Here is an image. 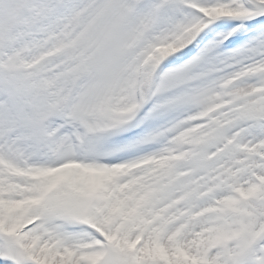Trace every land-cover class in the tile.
Masks as SVG:
<instances>
[{"label": "snow or ice", "instance_id": "obj_1", "mask_svg": "<svg viewBox=\"0 0 264 264\" xmlns=\"http://www.w3.org/2000/svg\"><path fill=\"white\" fill-rule=\"evenodd\" d=\"M0 264H264V0H0Z\"/></svg>", "mask_w": 264, "mask_h": 264}]
</instances>
